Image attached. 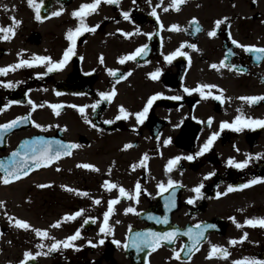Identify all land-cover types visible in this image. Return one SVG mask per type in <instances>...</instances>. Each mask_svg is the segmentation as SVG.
<instances>
[{
	"label": "flooded vegetation",
	"instance_id": "af4514ba",
	"mask_svg": "<svg viewBox=\"0 0 264 264\" xmlns=\"http://www.w3.org/2000/svg\"><path fill=\"white\" fill-rule=\"evenodd\" d=\"M89 2L0 0V27L13 25V17L20 21L14 25V35L0 39V68L31 60L33 54L59 60L70 43L67 31L80 23L73 11ZM172 4L173 0H118L113 4L101 0L97 10L84 17V23L94 30L76 39L75 54L62 69L48 72L45 62L0 74V81L14 83L11 88L0 83V124L28 117L0 137V162L7 164L22 141L37 136L78 145L70 154L7 184L0 169V264H19L25 251L33 254L26 264H234L245 257L264 259V227L244 223L247 218L264 217V181L236 187L264 177V127L220 128L221 121L231 122L237 115L264 119V100L250 104L240 99L264 96V55L257 60L253 52L232 42L264 47V0ZM153 9L157 16L151 14ZM57 11L59 15H52ZM37 12L40 19H36ZM123 12H128L127 19ZM218 20L222 23L217 27ZM213 29L216 34L209 36ZM182 44L181 51L187 55L166 61L165 56ZM142 45H147L143 54L120 62ZM226 56L227 66L221 65ZM157 68L160 74L153 79L149 73ZM202 84L216 86L202 90L211 91V96L184 91ZM113 89L110 100L99 96ZM155 93L162 95L150 106L143 123H138L134 114ZM217 95L222 101L215 99ZM97 100L100 103L93 108ZM53 104L60 107L53 109ZM120 106L129 114L127 118L121 116ZM33 121L43 127H35ZM213 132L219 135L212 147L188 160L187 155L198 152ZM176 156L181 159L169 171L166 165ZM229 158L247 159L248 163L236 168L228 164ZM169 179L177 183L160 192L158 185L167 186ZM106 180L122 186L129 195L120 196L119 187L107 189L103 186ZM137 182L141 186L138 196ZM200 184L197 194L193 188ZM117 197L108 220L112 231L100 233L108 201ZM95 199L100 203H94ZM128 207L136 212L126 213ZM80 209V216L65 219V214ZM149 214L154 218L149 219ZM88 217L95 221L84 223ZM165 217L167 223L162 222ZM18 218L31 227L17 226ZM57 221L59 226H53ZM197 225L215 227H205L193 247L185 233L199 231ZM37 228L47 230L48 236H37ZM77 229L80 236L71 242L75 247L50 250L52 243L63 241ZM147 229L178 231L173 240L162 241L159 247L148 251L149 247L142 246L137 251L131 238ZM232 239L237 243H230ZM212 245L227 249L228 256L222 252L209 256Z\"/></svg>",
	"mask_w": 264,
	"mask_h": 264
},
{
	"label": "snow or ice",
	"instance_id": "6c2138e0",
	"mask_svg": "<svg viewBox=\"0 0 264 264\" xmlns=\"http://www.w3.org/2000/svg\"><path fill=\"white\" fill-rule=\"evenodd\" d=\"M107 3L113 4V3H118V0H106ZM183 0H173V4L171 5L172 7H176L178 4L182 3ZM29 3L32 4L33 0H29ZM101 3V0H91V2L89 3H82L78 9H75L72 13V15L74 17H78L80 20V23L74 28V29H69L66 33V38L68 39L69 46L64 50L62 57L59 60H53L50 56H40V55H36L33 54L32 59L31 60H20L17 64L14 65H8L6 67H2L0 68V74H6L7 71L9 70H15L18 67L21 66H33L34 64H42L47 62V71L48 72H52L54 70H58V69H62L65 64L67 63V61L71 58L72 55H74V45H75V41L76 39L84 32L90 31V30H94V28H90L86 23H84V17L87 16L88 14H90L91 12H94L97 10L98 5ZM35 7H39L38 4L34 5ZM6 7V6H5ZM62 11V9H61ZM59 11L57 12H53L52 15H59ZM123 16L125 17V19L128 18V12H123L122 13ZM153 16H157L156 10L153 9L152 13ZM13 25L7 26V27H0V33H4V35H0V39H9L10 36L8 35L9 33L14 35V25H17L20 23V21L15 20V18L13 17ZM36 19H40L39 13L37 12V16ZM157 19H159L157 17ZM227 19V18H225ZM193 20L195 21V18H193ZM222 23V21H216V25L217 27ZM161 27H163V25H161ZM178 26L177 25H171V28L176 29ZM138 30V29H137ZM198 30V29H197ZM216 34L215 29H213L212 31H209L208 35L209 36H214ZM126 35H130L127 34ZM147 35H151V33H148ZM234 44H237L238 47L242 48L244 51L246 52H253L254 53V58L259 60L261 58V55H264V47H258L256 45H244V44H239L237 41L233 40L232 41ZM183 44L177 48L176 50H174L173 52L169 53L168 55L165 56V60L168 62H171L176 56H181V55H187V53L182 52L181 48H183ZM192 48H195L196 45L195 44H191L189 45ZM147 49V45H142L141 47L137 48L136 51L134 53L131 54V56L128 57H122L121 58V63L124 62L125 59H130L135 57L136 55H141L143 54ZM231 51V50H229ZM227 60V56L225 57L224 60L220 61L221 65L227 66L225 64V61ZM101 63H103V59L101 58ZM212 67H216V65H212ZM231 67L235 68V65H232ZM93 71H95L93 69ZM110 74H115L114 70L112 69H108ZM160 69L157 68L154 72L149 73V75L153 78V79H157L159 74H160ZM47 73H43V74H37V75H44ZM0 83L5 84L6 87H14V83L12 81H0ZM215 85H210V84H202V85H198L197 88L195 89H189L187 87L184 88L185 92H192V91H200L202 96H211L212 92L211 91H202L203 89H213L215 88ZM115 90L113 89V92H104L101 91L99 92V96L103 99H108L110 100L112 98V96L114 95ZM59 94V93H57ZM162 94L161 93H155L154 95L150 96L144 106V108L139 111L136 112L134 115L138 121V123H143L150 106L153 104V102L160 97ZM172 99H181L180 96H174L172 97ZM215 99L217 100H221L222 101V97L217 95L215 96ZM240 99L247 101L248 103H254L258 100H264V96H245V97H241ZM12 103H19L18 101H12ZM29 103H33L32 101L29 100ZM100 101L97 100L95 102V104L92 105L93 108L96 107L97 104H99ZM5 108L8 107V105L4 106ZM33 107H35V105L33 104ZM51 107L53 109H56L58 107H60V105H56L53 104L51 105ZM80 111L83 112L84 108L81 107ZM120 114L121 116H123L124 118L128 117V113L126 112L125 108L123 106H120L119 108ZM87 119V117H85ZM120 116L117 117V119H119ZM28 119V117H16L15 119L8 121L4 124H0V137L3 136V134L10 128H14L16 127L19 123H23L26 122ZM211 117L209 118V123L211 122ZM33 123L35 124V127L37 128H41L43 127L42 125H40L39 123H35L33 121ZM105 123H112L111 120H107L105 121ZM260 127H264V119H260V118H253V117H245L243 115H237L231 122L229 121H221L220 123V128L221 130L228 128V129H233L235 131H241L243 128H251V129H256V128H260ZM219 135V132H213L211 133L207 140L204 142V144L200 147V150L198 152H196L194 155L189 154L187 155V159L188 160H193L195 158V156H200L203 153L207 152L213 145L214 140L216 139V137ZM168 140H165V143H168ZM129 145H125V147L127 148ZM78 147L77 144L75 143H65L64 141H60V140H50V139H46L44 137H40L37 136L31 140H24L22 141L20 148L16 151H13L11 153V157L12 159L5 164L4 162H0V169L3 170L4 172V177L3 182L5 184L9 183V178H11L12 180L18 179L20 178V176L23 175H27L30 171H32L33 168H38L40 167L42 164H48L51 163L53 160H57L59 159L62 155L65 154H70V149L76 148ZM259 155V154H257ZM181 159L180 156H176L171 158L167 165L166 168L170 171L176 164L177 162ZM248 163V160H244L241 162H236L233 158H229L228 160V164L229 165H234L236 168H244ZM86 168H93L94 166L91 164H85L83 165ZM213 173H208L207 176H211ZM260 181H264V177H254L253 179H250L247 181L246 184H241L238 185L236 187L239 188H243V187H247L250 185H253L255 183H258ZM175 183H177L176 181H173L171 179L168 180L167 182V186L164 183H160L158 185V188L160 190V192H164L167 190V188H171ZM45 185H40V187H44ZM104 187H106L107 189L111 190L112 188H117L119 187V193L120 196H127L129 195V193L126 192V190L122 187V186H118L117 184L110 182V181H105L104 182ZM202 184L197 185L193 188V191L196 192L197 194H200V190L202 188ZM67 187V186H64ZM140 184L139 182L136 183L135 185V190H136V195H139V191H140ZM233 189L232 185H229L228 190L231 191ZM70 191H76L78 194L81 195H85L87 196L88 193L87 192H81L79 189H69ZM159 194V193H157ZM217 195H220V193H217ZM119 200V197L115 198V199H110L108 201V206H107V210L104 212L103 217V223L101 224L100 228H99V232L100 233H111L112 229L110 227V225L108 224V220H109V216L113 211V205L116 204ZM189 203H193L194 201L192 199H189L188 201ZM3 202H0V204H2ZM94 203L99 204L100 200L99 199H95ZM174 203V202H173ZM83 212V209L77 210L75 213H71V214H65V219H75V217L80 216L81 213ZM126 213L129 212H136V209L133 207H128L125 209ZM154 217L151 216V214H149V219H153ZM233 219L234 218H230ZM89 220H92L93 222L95 221L94 217H88V219H86L84 221V223H88ZM161 220L157 219V223H160ZM163 223H167V218L165 217L164 220L162 221ZM59 221H57L55 223V225L53 226H59ZM244 223L246 225L249 226H260V227H264V217H259V218H247L245 219ZM15 224L19 227L22 228H29L31 227V225L23 220V219H16L15 220ZM238 227L240 225H237ZM81 227H83V225H81ZM205 227H215V225H205L204 227H201L200 225H197V228H199L200 230L193 233L191 231V229L188 230V232H186L185 234L188 235L190 237V239L192 240V244L193 247H195L199 241L200 238L204 235V228ZM177 229H173L170 230L168 232H154L152 229H147L144 232H136L132 238H131V246L136 248L137 251H140L142 246H147L149 248H156L160 246L161 241H171L173 240V238L176 236L177 234ZM35 233L37 236L39 237H47L48 236V232L47 230H43V229H35ZM246 233L244 236L240 237L239 239L242 241L246 238ZM80 236V229H77L76 232L72 235L67 236L63 241H55L54 243H52L50 245V250H55L57 249L59 246H63L65 248L67 247H75V245H73L71 242L75 241L77 238H79ZM89 243H91V241H89ZM99 243L103 244L104 240L101 239L99 241ZM114 243L116 244H120V241H114ZM230 243L235 244L237 243L236 239H232L230 240ZM127 246V245H126ZM211 251L209 252V256H212L214 253L217 252H222L224 256H228V251L225 248H222L218 245H212L211 246ZM189 251H191V249H189ZM47 254V253H45ZM33 258V254L31 252L25 251L24 255H23V259H21L19 261V264H26V261L30 260ZM234 264H264V259H257L255 257H245L243 258V260H238L235 261Z\"/></svg>",
	"mask_w": 264,
	"mask_h": 264
},
{
	"label": "rangeland",
	"instance_id": "374dc122",
	"mask_svg": "<svg viewBox=\"0 0 264 264\" xmlns=\"http://www.w3.org/2000/svg\"><path fill=\"white\" fill-rule=\"evenodd\" d=\"M0 195H1V196L3 195L1 189H0ZM237 255H238V254L234 255V257H236Z\"/></svg>",
	"mask_w": 264,
	"mask_h": 264
}]
</instances>
